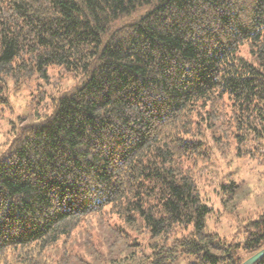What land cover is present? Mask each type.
Segmentation results:
<instances>
[{"label":"trees","instance_id":"trees-1","mask_svg":"<svg viewBox=\"0 0 264 264\" xmlns=\"http://www.w3.org/2000/svg\"><path fill=\"white\" fill-rule=\"evenodd\" d=\"M56 65L80 84L20 117L0 152V264H51L83 228L82 264H243L264 249V211L228 242L207 231L199 186L233 150L264 162V0H0V121L10 82ZM218 185L237 209L241 183Z\"/></svg>","mask_w":264,"mask_h":264},{"label":"rangeland","instance_id":"rangeland-1","mask_svg":"<svg viewBox=\"0 0 264 264\" xmlns=\"http://www.w3.org/2000/svg\"><path fill=\"white\" fill-rule=\"evenodd\" d=\"M78 84H80L78 78L67 76L57 65L50 68L47 76L33 78L20 89L10 82V102L3 106L6 119L0 121V152L3 150L2 145L8 139L13 123H17L23 116L32 118L36 110L41 111L50 102L52 96ZM236 152L233 150L229 155L217 156L213 172L199 184L202 194L214 206V213L207 222V231L217 233L228 242L242 239L243 225L246 220L257 212L264 211V162L258 158H238ZM222 179L241 183V190L234 202L237 205L235 210L232 205L227 210L221 202L217 190ZM103 219L111 221L116 226L122 225L120 220L116 221L114 217L110 218L107 214ZM90 226L94 233L98 231L95 229V223H91ZM127 231L131 236L138 237L144 245L147 244L146 234L139 235V230L135 229ZM79 232L67 242L61 243L56 250L48 251L51 264H82L78 256L79 254L84 256L80 245L86 234V228ZM83 259L92 262L89 256Z\"/></svg>","mask_w":264,"mask_h":264},{"label":"water","instance_id":"water-1","mask_svg":"<svg viewBox=\"0 0 264 264\" xmlns=\"http://www.w3.org/2000/svg\"><path fill=\"white\" fill-rule=\"evenodd\" d=\"M262 257H264V249L260 252L256 253L249 259H247L243 264H255L257 263Z\"/></svg>","mask_w":264,"mask_h":264}]
</instances>
